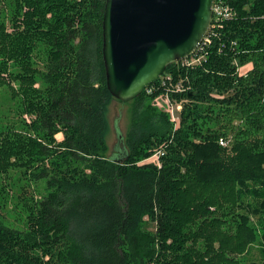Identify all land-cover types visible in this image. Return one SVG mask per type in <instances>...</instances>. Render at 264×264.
Masks as SVG:
<instances>
[{"label": "trees", "instance_id": "obj_1", "mask_svg": "<svg viewBox=\"0 0 264 264\" xmlns=\"http://www.w3.org/2000/svg\"><path fill=\"white\" fill-rule=\"evenodd\" d=\"M104 1L0 0V86L18 98L0 125V264H242L255 242L244 264H264V0H214L235 15L178 70L179 120L143 90L116 160Z\"/></svg>", "mask_w": 264, "mask_h": 264}, {"label": "water", "instance_id": "obj_2", "mask_svg": "<svg viewBox=\"0 0 264 264\" xmlns=\"http://www.w3.org/2000/svg\"><path fill=\"white\" fill-rule=\"evenodd\" d=\"M214 0H105L106 86L123 102L138 96L206 36ZM115 160V159H113Z\"/></svg>", "mask_w": 264, "mask_h": 264}, {"label": "rangeland", "instance_id": "obj_3", "mask_svg": "<svg viewBox=\"0 0 264 264\" xmlns=\"http://www.w3.org/2000/svg\"><path fill=\"white\" fill-rule=\"evenodd\" d=\"M3 5H0L2 8ZM6 29L8 31H12L11 23L6 21ZM251 66V63L247 62L244 66L240 67L241 72H245L248 67ZM5 74H3L4 76ZM14 86V87H13ZM13 88L16 89V83H13ZM17 97L12 96V92L8 90L6 85L0 86V125H4L5 118L17 119L18 115L16 113V101ZM165 99L163 96H159L157 99H154L153 102L150 101V105H154L157 109H165L172 118L171 111H173V105H169L168 108L165 105ZM132 100L123 102L116 98H113L112 101L108 104L106 109V118L108 122V132L106 135V142L108 146V150L106 155L110 159H117L118 157H122L125 151V135L128 131L130 121H131V110H132ZM26 118H29L26 114H24ZM177 116V115H176ZM8 119L6 120L7 123ZM177 123V121H175ZM57 139L62 138V134L58 133L56 135ZM153 160V159H151ZM25 190L27 192H33L35 197H38L35 191H33V186H26ZM8 194V193H7ZM5 195V197L7 196ZM9 195H13V193L9 192ZM8 205V203H7ZM11 204L6 208V221L11 226H22V219L17 216L14 210L11 208ZM150 229H153V226H150ZM255 245H252L247 251L248 253L243 257L242 264L248 261L259 260L260 256H262L260 244L255 242ZM241 257V256H240ZM242 258V257H241Z\"/></svg>", "mask_w": 264, "mask_h": 264}, {"label": "built area", "instance_id": "obj_4", "mask_svg": "<svg viewBox=\"0 0 264 264\" xmlns=\"http://www.w3.org/2000/svg\"><path fill=\"white\" fill-rule=\"evenodd\" d=\"M234 15L235 13L230 7L223 6L214 2V5L212 7V19L210 27L199 46L195 50H193L194 52L192 54L175 62L174 71H164L155 82L148 85L144 89L146 94H154V99H157L159 96H163L166 100L165 105L167 106V108L169 105L174 106L173 111H171L172 118L170 117L173 122L179 120L181 108L183 103L185 102V99H178L176 95L184 93L185 91H188L190 89L188 86L184 85L182 80L185 79L182 78V76H179V78L176 77L178 75V70L183 67L200 65L201 63H203L206 60L205 47L211 42V39L208 37L210 35V31H213L215 27H222V21L227 18H232ZM219 143L224 146L227 144V142L222 138L219 139ZM162 154H164V152L160 151L154 154L153 157H157L158 155Z\"/></svg>", "mask_w": 264, "mask_h": 264}]
</instances>
